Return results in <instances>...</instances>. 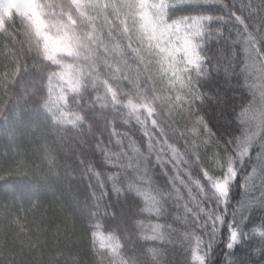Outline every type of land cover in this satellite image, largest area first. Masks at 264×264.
Instances as JSON below:
<instances>
[{"label":"trees","instance_id":"1","mask_svg":"<svg viewBox=\"0 0 264 264\" xmlns=\"http://www.w3.org/2000/svg\"><path fill=\"white\" fill-rule=\"evenodd\" d=\"M22 2L0 0L12 5L0 12V31L12 29L4 26L13 11L23 15ZM77 7L102 26V39L109 32L119 39L117 28L126 26L164 51L142 52L134 83L119 85L118 96L141 107L113 105L102 92L82 106V123L53 126L18 102L20 84L6 111L0 100V179L9 178L0 186V264H200L194 255L205 264H264L259 228L244 229L226 247L233 207L242 195L257 206L264 176L245 155L264 150V110L245 140L255 99L247 49L264 68V0H169L161 26L150 0H81ZM0 52L9 54L3 36ZM129 191L135 199L122 195ZM129 200L127 222L113 219Z\"/></svg>","mask_w":264,"mask_h":264},{"label":"clouds","instance_id":"2","mask_svg":"<svg viewBox=\"0 0 264 264\" xmlns=\"http://www.w3.org/2000/svg\"><path fill=\"white\" fill-rule=\"evenodd\" d=\"M11 7L4 4L0 12ZM17 7L23 15L13 11L12 21L6 20L4 26L8 29L11 24L12 29L0 31L9 41V54L0 52V100L4 104H12L20 84L25 94L18 102L53 126L82 123V106L102 92L121 108L142 106V101L134 104L131 95L118 96L119 85L124 79L134 83L139 75L135 63L144 59L142 52L151 55L164 49H154L141 35H129L126 26L117 28L119 39L111 32L108 39H102V26L73 0H25ZM134 43L140 46L133 47ZM122 195L135 199L131 191Z\"/></svg>","mask_w":264,"mask_h":264},{"label":"snow or ice","instance_id":"3","mask_svg":"<svg viewBox=\"0 0 264 264\" xmlns=\"http://www.w3.org/2000/svg\"><path fill=\"white\" fill-rule=\"evenodd\" d=\"M81 3V0H73V4L79 5ZM183 6H189V5H181ZM190 6H196V5H190ZM207 6V5H206ZM233 15H236L237 18L239 17V14L235 12V7H233ZM210 18V17H209ZM216 72L217 74H220L221 72V67L219 65V62L217 63L216 66ZM225 79L226 80H231L232 76L230 73L225 71ZM208 99L212 100L214 103H225L223 99H217L215 96H210ZM201 102L202 103H207L208 101L201 96ZM240 107L238 106L237 108L233 109V112L236 113V115H233L232 119H237V115L240 111ZM4 110H7V104L4 105ZM3 113L0 112V115ZM205 120V126L208 130L212 131L214 129V125L212 122V117L208 116L205 114L204 116ZM237 123L239 124L240 121L237 120ZM239 133L237 132V135ZM233 139L230 137V140ZM245 155L248 156V159L254 160L258 162V165L261 169L262 172H264V150H258L254 156L249 155L248 150L245 149ZM229 172L232 173V176L235 177L237 173L229 167L228 169ZM8 177H5L3 179H0V186L7 185L8 184ZM227 182V177H225V184ZM258 190L260 191L261 195L258 198H255L258 200L257 206H252L250 204L245 203V199L242 195L241 200L237 201L236 205L233 207V215H232V222L228 224V231H227V236H228V242H226V247L228 249H232L234 247V242L237 241L241 234L243 233L244 229H248L252 232L255 233L256 229H260V235L261 237H264V176H261V184L257 186ZM227 190L225 189V194ZM228 202H231V197H229ZM133 201L129 200L126 201V206L122 205L121 208L119 209V213L114 209L113 210V219H116L117 216L119 215L125 222L130 218V213L133 208ZM220 219V217H218ZM259 221V224L257 223ZM224 223H227L226 220L222 221ZM246 235V233H243ZM194 260H197L200 262V264H205L206 258L203 256H198L194 255L193 256Z\"/></svg>","mask_w":264,"mask_h":264},{"label":"rangeland","instance_id":"4","mask_svg":"<svg viewBox=\"0 0 264 264\" xmlns=\"http://www.w3.org/2000/svg\"><path fill=\"white\" fill-rule=\"evenodd\" d=\"M169 0H150L151 8L154 12L156 19L160 26L163 24V14L166 5ZM248 63H247V75L249 83L251 84L254 92V105L246 114L247 133L245 134V140L248 141L259 125L263 110H264V68L261 62L256 57L255 53L250 49H247ZM220 192L224 191L223 185L218 186Z\"/></svg>","mask_w":264,"mask_h":264}]
</instances>
